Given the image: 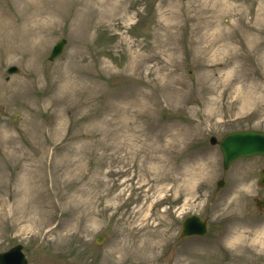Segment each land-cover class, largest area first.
Instances as JSON below:
<instances>
[{"label": "rangeland", "instance_id": "1", "mask_svg": "<svg viewBox=\"0 0 264 264\" xmlns=\"http://www.w3.org/2000/svg\"><path fill=\"white\" fill-rule=\"evenodd\" d=\"M34 1L0 0V251L264 264V157L225 170L209 142L264 130V0H68L57 15ZM194 213L208 234L179 242Z\"/></svg>", "mask_w": 264, "mask_h": 264}, {"label": "water", "instance_id": "2", "mask_svg": "<svg viewBox=\"0 0 264 264\" xmlns=\"http://www.w3.org/2000/svg\"><path fill=\"white\" fill-rule=\"evenodd\" d=\"M66 43V40H61L55 47L50 55V59H54L59 55ZM18 71L17 67H11L9 72ZM213 142H216L215 138H212ZM221 149L224 155V167L227 168L234 160L243 156H250L254 154L264 155V132L256 130L235 131L226 134L222 140L219 141ZM262 177L260 183L264 185V170L261 171ZM222 182H219L221 184ZM184 232L187 233H203L206 231L205 221H202L197 216H193L187 219L184 224ZM100 240V239H99ZM16 250L18 253L19 264H28L25 255L21 252V246H18ZM8 253L0 254V264H11L6 258Z\"/></svg>", "mask_w": 264, "mask_h": 264}, {"label": "bare ground", "instance_id": "3", "mask_svg": "<svg viewBox=\"0 0 264 264\" xmlns=\"http://www.w3.org/2000/svg\"><path fill=\"white\" fill-rule=\"evenodd\" d=\"M102 2H104V1H102ZM69 3L70 2L68 0H36L33 2V5L27 4L26 6H35L34 11L37 15H42V14L47 13V11L44 9V7H41V6H55L53 8L52 12L57 15V13L63 12L66 9V7L69 6ZM31 17H32V15L24 17V21L28 22L31 19ZM205 23H206V25H210V24L212 25L213 22H212V20H206ZM202 27H203V25H202ZM149 147L151 149L150 144H149ZM156 150L158 151V149H156Z\"/></svg>", "mask_w": 264, "mask_h": 264}, {"label": "flooded vegetation", "instance_id": "4", "mask_svg": "<svg viewBox=\"0 0 264 264\" xmlns=\"http://www.w3.org/2000/svg\"><path fill=\"white\" fill-rule=\"evenodd\" d=\"M13 245V244H12ZM12 245H10V246H12ZM8 248V247H7Z\"/></svg>", "mask_w": 264, "mask_h": 264}]
</instances>
